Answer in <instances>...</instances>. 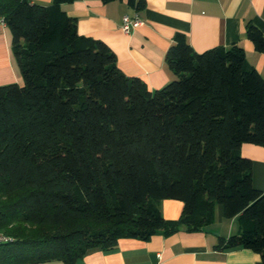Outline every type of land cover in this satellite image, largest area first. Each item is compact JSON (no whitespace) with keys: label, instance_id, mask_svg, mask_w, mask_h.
Returning <instances> with one entry per match:
<instances>
[{"label":"trees","instance_id":"1","mask_svg":"<svg viewBox=\"0 0 264 264\" xmlns=\"http://www.w3.org/2000/svg\"><path fill=\"white\" fill-rule=\"evenodd\" d=\"M53 0H0L24 83L0 85V264H75L122 237L202 230L218 204L264 264V191L244 143L264 146V77L237 44L197 52L176 33L175 78L152 90ZM110 1V0H104ZM138 9L144 0H130ZM248 35L264 50L261 31ZM166 198L184 202L177 219Z\"/></svg>","mask_w":264,"mask_h":264},{"label":"crops","instance_id":"2","mask_svg":"<svg viewBox=\"0 0 264 264\" xmlns=\"http://www.w3.org/2000/svg\"><path fill=\"white\" fill-rule=\"evenodd\" d=\"M32 1L50 4L53 0ZM63 7L77 19L81 34L106 42L116 53L119 67L127 75L144 79L152 90L175 78L165 55L178 32L187 35L197 52L218 45H241L248 62L264 77V50L248 35L252 24L264 38V0H144L140 9L130 0H72ZM126 14H138L144 23L126 33L121 27ZM11 82L22 84L24 77L13 50L12 30L0 21V85ZM241 152L252 159L253 183L264 191V146L244 143ZM160 208L165 218L177 219L184 202L166 198ZM239 232L238 216L228 217L224 205L218 204L215 220L202 230L182 228L149 239L122 237L115 249H92L75 264H263L252 249L217 247L221 237Z\"/></svg>","mask_w":264,"mask_h":264},{"label":"built area","instance_id":"3","mask_svg":"<svg viewBox=\"0 0 264 264\" xmlns=\"http://www.w3.org/2000/svg\"><path fill=\"white\" fill-rule=\"evenodd\" d=\"M0 21L4 22V19L2 17H0ZM143 23H144L143 19L138 14H135L133 16H131L129 14H126L123 17V21H122L121 27H122V30L124 32L129 33L135 27H137V26H139V25H141ZM13 239L14 238L11 235L6 234L5 232H3L0 229V243L10 242Z\"/></svg>","mask_w":264,"mask_h":264}]
</instances>
